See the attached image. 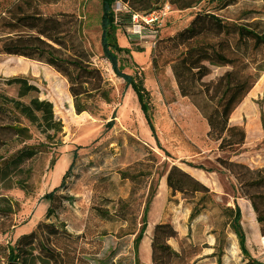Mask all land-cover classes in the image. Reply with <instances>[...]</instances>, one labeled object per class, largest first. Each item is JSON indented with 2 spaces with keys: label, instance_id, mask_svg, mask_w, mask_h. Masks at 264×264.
Returning <instances> with one entry per match:
<instances>
[{
  "label": "rangeland",
  "instance_id": "rangeland-1",
  "mask_svg": "<svg viewBox=\"0 0 264 264\" xmlns=\"http://www.w3.org/2000/svg\"><path fill=\"white\" fill-rule=\"evenodd\" d=\"M14 1L0 0V16ZM215 5L203 0L185 10L172 6L156 24H128L116 32L119 45L130 49L136 64L125 66L124 71L133 73L138 67L143 72L151 95L154 135L136 95L114 75L102 56L99 0H53L43 9L46 14H81L82 37L92 63L108 83V99L82 97L86 110L77 114L66 79L53 68L0 54V91L15 96L17 86L5 80L27 78L39 88V97L52 103L63 124L62 144L47 147L29 162L31 173L26 181L0 191L10 198L14 211L12 228L0 234V264H8L7 244L32 230L44 217L48 201L41 196L59 184L77 146L79 159L74 172L78 179L69 190L76 199L73 205L65 202L57 217L77 237L71 240L78 257L75 264H95L114 252L112 264H136L137 258L139 264H240L246 258L236 235L219 229L222 217L217 208L208 207L189 220L194 200L205 192L222 204L239 207L246 250L264 264V143L243 144L244 135L241 144L219 149V141L208 133L206 119L189 97L181 95L171 64L156 69L153 63L157 40L186 26L198 10L233 19L242 17L244 10H252L264 19L260 0H236L221 10ZM114 9L124 11L126 6L118 1ZM225 69L213 66L206 79ZM57 86L60 93H56ZM230 117L228 123L232 124ZM111 119L114 123L106 129L105 123ZM249 128L251 137L264 132V117L249 122ZM30 131L37 137L34 128ZM20 146L9 143L0 149V156ZM148 200L147 227L136 253L133 242ZM93 207L106 210L109 217L100 218Z\"/></svg>",
  "mask_w": 264,
  "mask_h": 264
},
{
  "label": "trees",
  "instance_id": "trees-1",
  "mask_svg": "<svg viewBox=\"0 0 264 264\" xmlns=\"http://www.w3.org/2000/svg\"><path fill=\"white\" fill-rule=\"evenodd\" d=\"M53 0H15L0 16V54L14 55L44 63L68 83L76 113L86 110L80 98L99 95L108 99L109 86L101 71L94 66L91 54L82 37L81 14L63 11L57 15L46 14L43 7ZM120 1L124 11H116L114 4ZM178 10L194 7L203 0H167ZM216 10L225 9L236 0H210ZM264 12V0H260ZM162 0H99L100 47L116 77L123 80L136 95L139 107L153 134L151 120V95L145 86L143 72L136 67L133 73L124 71L127 65H136L128 47L120 46L116 32L131 23L135 12L149 11ZM252 10H244L237 19L224 17L215 11H196L188 24L173 35L157 40L154 48V67L171 64V70L183 96L206 119L208 133L219 141V149H228L244 140L245 132L229 117L235 107L264 71V19ZM253 65V66H252ZM213 66H225L219 75L206 79ZM17 86L15 96L0 91V149L11 142L21 143L16 150L0 156V191L23 183L30 177L29 162L47 147L62 144L63 124L55 116L52 103L39 97V88L27 78L15 76L5 80ZM198 83V88L196 87ZM111 119L105 123L110 129ZM34 128L35 134L30 131ZM33 140V141H30ZM75 147L71 161L53 189L41 199L48 201L45 215L35 227L7 244V260L21 264H75L77 252L71 240L77 238L65 227V221L57 219L65 208V202L73 205L76 197L69 193L78 179L74 166L79 159ZM147 201L142 214V224L134 238V250L144 236L147 227ZM217 208L222 222L220 230L236 235L240 251L246 259L240 264H259L246 250L245 232L241 225V212L237 205L230 206L214 200L209 192L200 194L193 202L189 220L204 209ZM102 219L106 210L93 207ZM14 211L10 198L0 192V234L13 226ZM116 252L99 259L95 264H112ZM136 264H139L138 258Z\"/></svg>",
  "mask_w": 264,
  "mask_h": 264
},
{
  "label": "crops",
  "instance_id": "crops-1",
  "mask_svg": "<svg viewBox=\"0 0 264 264\" xmlns=\"http://www.w3.org/2000/svg\"><path fill=\"white\" fill-rule=\"evenodd\" d=\"M260 102L262 106H259ZM262 116L264 117V71L260 73L255 84L236 106L230 117V122L240 126L245 132V141L243 144L255 145L256 142L260 144L264 143V132L262 130L256 134H252V137L249 134V122H256ZM248 138L249 142H247Z\"/></svg>",
  "mask_w": 264,
  "mask_h": 264
},
{
  "label": "built area",
  "instance_id": "built-area-1",
  "mask_svg": "<svg viewBox=\"0 0 264 264\" xmlns=\"http://www.w3.org/2000/svg\"><path fill=\"white\" fill-rule=\"evenodd\" d=\"M172 9V5L166 0L158 3L151 10L143 13L135 12L131 16V25L133 27H141V25L156 24Z\"/></svg>",
  "mask_w": 264,
  "mask_h": 264
},
{
  "label": "bare ground",
  "instance_id": "bare-ground-1",
  "mask_svg": "<svg viewBox=\"0 0 264 264\" xmlns=\"http://www.w3.org/2000/svg\"><path fill=\"white\" fill-rule=\"evenodd\" d=\"M15 67L14 66H11V68L10 69H14ZM56 88V93H60L61 92V90H60V88L57 86V87H55ZM68 100H69V105L70 106H72V104H71V100H70V98H69V96H68Z\"/></svg>",
  "mask_w": 264,
  "mask_h": 264
},
{
  "label": "water",
  "instance_id": "water-1",
  "mask_svg": "<svg viewBox=\"0 0 264 264\" xmlns=\"http://www.w3.org/2000/svg\"><path fill=\"white\" fill-rule=\"evenodd\" d=\"M8 264H17V263L13 261H9Z\"/></svg>",
  "mask_w": 264,
  "mask_h": 264
}]
</instances>
